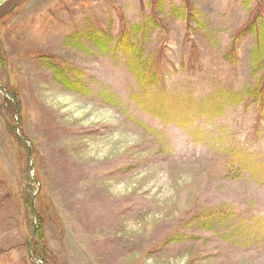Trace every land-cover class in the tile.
Here are the masks:
<instances>
[{"label": "rangeland", "instance_id": "obj_1", "mask_svg": "<svg viewBox=\"0 0 264 264\" xmlns=\"http://www.w3.org/2000/svg\"><path fill=\"white\" fill-rule=\"evenodd\" d=\"M263 85L264 0H0V264H264Z\"/></svg>", "mask_w": 264, "mask_h": 264}, {"label": "trees", "instance_id": "obj_2", "mask_svg": "<svg viewBox=\"0 0 264 264\" xmlns=\"http://www.w3.org/2000/svg\"><path fill=\"white\" fill-rule=\"evenodd\" d=\"M127 48L128 47H126L125 50H127ZM140 51H141V49H139L138 47H135V48H132L131 49V52L134 54L135 60H136V56L140 54ZM136 62H137V66H136L137 69H139L140 72H142V73L144 72L143 73L144 75L147 74L148 73V71H147L148 70V67L139 68L140 62H138V61H136ZM142 81L144 82V84H145L146 87H150L151 85H153L155 83V74H154L153 69H152V71H151V73L149 74L148 77L142 78ZM257 92L259 94L258 93H255V95H258L260 97V100L263 101L264 85H263V87L260 86V88L257 89ZM11 94H14V93H11ZM9 103H11L13 107H15V104L13 102L9 101ZM152 111L153 112H157V109H153Z\"/></svg>", "mask_w": 264, "mask_h": 264}]
</instances>
